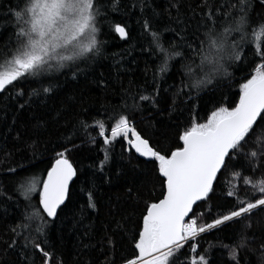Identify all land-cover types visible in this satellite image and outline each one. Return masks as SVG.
Listing matches in <instances>:
<instances>
[{"label":"trees","instance_id":"1","mask_svg":"<svg viewBox=\"0 0 264 264\" xmlns=\"http://www.w3.org/2000/svg\"><path fill=\"white\" fill-rule=\"evenodd\" d=\"M23 3L0 0V49L15 31L9 9ZM113 3L96 0L100 9L98 53L0 93V264H125L138 255L134 245L142 217L147 204L162 198L163 177L154 159L140 156L123 138L106 145L97 122L105 124L110 139L115 119L127 115L153 148L170 153L182 147L179 135L193 123L205 122L219 107H234L240 84L264 63L256 55L249 31L244 59L226 62L231 75H218L212 84L193 88L192 79L203 73L196 67L200 58L186 45L198 47L197 37L203 40L207 28L213 26L206 15L209 6L214 26L222 32L229 19L216 9L228 11V5L236 0H118L116 10ZM253 5L255 22L264 18V11L258 0H253ZM145 21L150 30H145ZM116 24L125 27L126 38L117 35ZM151 32L160 34L164 47L175 43V50L184 53L183 59L170 62L168 72L158 70L162 57ZM239 39V34L233 33L228 42ZM190 59L195 60L192 72L196 74L191 78L181 67ZM41 86H51L52 91L29 97L31 89ZM20 90L22 96L17 95ZM142 95L150 99L143 101ZM258 137L264 144V119L260 118L242 150L232 153L235 159L229 158L227 167L217 175L214 190L194 207L187 221L211 223L235 210L238 199L260 198L244 183V177L255 182L264 176V156L249 161L245 155L257 148ZM65 148L70 149L66 155L76 175L55 218L49 219L40 209L46 221L41 235L36 232L39 219L30 224L25 220V214L38 207V192L26 200L17 191V184L22 177L46 175L51 160ZM252 165H257L255 170ZM10 169H16L15 174ZM230 191L238 195L228 196ZM90 199L94 207L89 206ZM242 239L245 246L239 247ZM13 240L16 243L10 247ZM30 240L40 242L49 256L34 249ZM192 244L183 247L176 264H191L201 255L208 264H264V207L201 233L195 252Z\"/></svg>","mask_w":264,"mask_h":264},{"label":"snow or ice","instance_id":"2","mask_svg":"<svg viewBox=\"0 0 264 264\" xmlns=\"http://www.w3.org/2000/svg\"><path fill=\"white\" fill-rule=\"evenodd\" d=\"M258 5L264 11V0H258ZM117 6L118 0H114L113 10H116ZM253 11V0H236V3L228 5V11L225 12L217 8L216 13L229 19L228 26L218 32L214 26V13L209 6L206 15L213 21V26L207 28L203 40L197 37L198 47L191 43L186 45L193 56L200 58L196 67L203 73L192 79L191 87L199 89L212 84L218 75H231L226 62L236 63L244 59L243 46L249 31L256 55L264 60V18L253 22ZM9 14L13 18L11 23L15 31L7 37L4 47L0 49V93L7 91L9 87H15L23 80L39 78L53 70L59 71L69 66L67 62H74L90 53L99 52L97 18L100 9L96 0H24L22 6L10 8ZM144 27L145 30H150L147 21ZM114 28L121 38H126L125 27L116 24ZM233 33H238L240 39L229 43L228 37ZM151 36L157 52L162 57L158 64L159 72L170 71V62L177 57L183 59L184 53L175 50L178 47L175 43L164 47L160 42L159 33L151 32ZM193 65L194 59L181 65L189 78L196 75L192 72ZM239 87V99L234 107H219L211 112L205 123H193L179 135L182 147H176L170 153H162L153 148L150 141L144 139L136 130L127 115H119V118L115 119L111 126L110 139L106 134L105 124L97 122L99 135L104 137L106 145L117 138H123L140 156L154 159L158 172L163 177V198L147 204L138 238L135 239L134 248L138 255L127 259L125 264H176L183 247L195 241L199 234L264 207V176L255 182L251 177H244L245 185H250L258 192L259 199H238L235 210L221 215L211 223L199 225L196 219L185 221L194 204L207 198L214 190L213 182L217 174L227 167L229 158L235 159L232 153L242 150V145L258 122V117L264 119V63L257 65L250 78ZM51 91V86L33 88L29 97ZM17 95L22 96L23 91H18ZM140 99L147 101L150 97L142 95ZM83 126L87 127L86 124ZM68 151L70 149L65 148L64 151L56 153L50 167L46 169V175L22 177L17 184V191L26 200L30 201L32 194L38 192V207L31 213H26L25 220L30 224L39 219L41 223L36 232L41 235L44 234L46 221L41 216L40 209L47 217L55 218L68 195L69 182L76 175V170L66 155ZM245 155L249 161L259 160L264 156V144L260 143L259 137L257 148ZM252 167L255 170L257 165ZM10 171L15 174L16 169ZM38 185L42 187L38 189ZM233 195L238 193H228V196ZM89 206L94 207L91 199ZM13 231L15 232V229ZM15 243L13 240L10 247ZM29 243L34 249L42 252L44 257L49 256L40 242L30 240ZM244 246L245 239H242L239 247ZM196 249L197 245L193 243L192 251L195 252ZM232 258L236 259L235 252ZM191 264H208V261L201 255L199 260L193 258Z\"/></svg>","mask_w":264,"mask_h":264},{"label":"water","instance_id":"3","mask_svg":"<svg viewBox=\"0 0 264 264\" xmlns=\"http://www.w3.org/2000/svg\"><path fill=\"white\" fill-rule=\"evenodd\" d=\"M116 33H117V32H116ZM117 35L121 38V36H120L118 33H117ZM121 39H123V38H121ZM258 118H259V117H258ZM218 174H219V173H218ZM218 174H217V175H218ZM72 180H73V179H72ZM72 180H71V181H72ZM71 181L69 182V186H70ZM214 182H215V180H214ZM214 182H213V184H214ZM162 198H163V196H162ZM162 198H161V199H162ZM205 199H206V198H205ZM205 199H203V200H205ZM65 200H66V199H65ZM203 200H201V201H203ZM201 201H197V202L194 204L193 209H194V207H195L198 203H200ZM157 202H158V201H157ZM62 205H63V204H62ZM62 205H61V206H62ZM61 206H60V207H61ZM192 211H193V210H192ZM192 211H191V212L189 213V215L185 218V221H187V220L189 219V216L191 215ZM44 214L46 215V213H44ZM46 216H47V215H46ZM48 218H49V217H48ZM49 219H53V218H49Z\"/></svg>","mask_w":264,"mask_h":264},{"label":"rangeland","instance_id":"4","mask_svg":"<svg viewBox=\"0 0 264 264\" xmlns=\"http://www.w3.org/2000/svg\"><path fill=\"white\" fill-rule=\"evenodd\" d=\"M256 68H257V67H256ZM256 68L251 72V74L256 70ZM251 74H250V75H251ZM249 78H250V77H249ZM214 111H215V110H214ZM206 121H207V119H206ZM206 121H205V122H206ZM205 122H203V123H205ZM99 131H100V129H99ZM127 145H128V144H127ZM128 146H129V145H128ZM129 147H130V146H129ZM130 148H131V147H130ZM131 149H133V148H131ZM133 150L135 151V149H133ZM135 152H136V151H135ZM136 153H137V152H136ZM138 154H139V153H138ZM192 243H193V242H192ZM194 243H195V242H194Z\"/></svg>","mask_w":264,"mask_h":264},{"label":"built area","instance_id":"5","mask_svg":"<svg viewBox=\"0 0 264 264\" xmlns=\"http://www.w3.org/2000/svg\"><path fill=\"white\" fill-rule=\"evenodd\" d=\"M200 235V234H199ZM196 241V240H195ZM195 241H192L193 243L195 242Z\"/></svg>","mask_w":264,"mask_h":264}]
</instances>
